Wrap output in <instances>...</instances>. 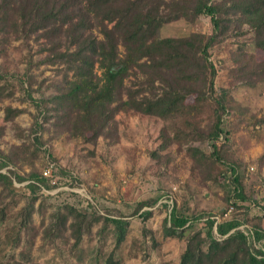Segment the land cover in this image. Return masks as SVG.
Here are the masks:
<instances>
[{"label": "rangeland", "instance_id": "obj_1", "mask_svg": "<svg viewBox=\"0 0 264 264\" xmlns=\"http://www.w3.org/2000/svg\"><path fill=\"white\" fill-rule=\"evenodd\" d=\"M165 13L168 15L170 10ZM240 27L242 30L230 26L210 48V59L217 69L215 91L208 92L209 97L197 107L167 119L121 111L115 116L118 134L115 139L82 125L79 136L68 131L54 136L49 121L44 124L42 134L39 133L44 144L38 145L37 151L31 132L37 107L18 78L28 80V60L32 59L31 92L38 99L42 92L52 93L53 84L60 83L63 74L58 72V65L40 62L45 52L40 51L41 45L34 38L25 39L14 32L1 34L0 44L7 40L0 54V70L5 74L0 84H7L6 93L14 90V94L0 100V149L8 152L15 146L18 152L24 149V144L28 145L29 150L24 149L25 161L15 169L26 174L33 162L43 174L48 172L46 176L56 186L42 187L37 192L39 198L31 224L39 233L30 237V245L26 241V229L22 230L19 245L17 238L23 218H19V213L31 195L26 186L28 180H14L13 190L0 185V264H15L25 260L26 255L40 264H104V257L115 247V256L123 264H179L188 236L203 228L209 215L220 221L237 214L245 221L241 228L264 229V81L248 85L239 76L232 53L242 48L264 60V25L258 30L251 29L247 23ZM213 28L210 16L205 13L195 18L182 14L166 20L158 34L163 37L193 32L211 34ZM97 71L101 74V69ZM133 81H136L134 75L126 79L127 84ZM212 97L227 106L222 116L223 133L217 143L219 155L229 164L217 160L213 140L199 138L216 120L217 105ZM186 104H196V93L187 96ZM8 105L23 111L7 120ZM163 129L171 138L166 146ZM231 164L236 165L249 197L246 201L239 200L240 208L232 204L234 199H228L235 187L229 178ZM2 171L6 172L7 167ZM146 199L157 200L152 206L143 207L141 211H152L151 216L143 219L136 209ZM174 203L183 214L201 216L182 238L165 234V218ZM68 205L82 212L123 217L128 221L124 241L116 246L114 224L109 223L103 230L100 221L91 233L84 235L74 254L68 250L73 242L69 229L63 238L45 242L41 236L43 227L50 223L58 206ZM3 214L5 220H1ZM97 255H101L99 261Z\"/></svg>", "mask_w": 264, "mask_h": 264}, {"label": "trees", "instance_id": "obj_2", "mask_svg": "<svg viewBox=\"0 0 264 264\" xmlns=\"http://www.w3.org/2000/svg\"><path fill=\"white\" fill-rule=\"evenodd\" d=\"M202 13L211 18L214 27L211 34L193 32L180 37L158 34L161 25L170 18L182 14L195 18ZM244 23L254 30L264 25V0H0V35L14 32L25 39L34 38L41 45L40 51L45 52L40 62L58 65V72L63 74L61 82L53 84L52 93L42 92L38 99L31 92L32 59L28 60V80L18 78L37 107L31 127L34 150L44 144L39 133L42 134L44 124L49 121L54 136L65 131L79 136V125H82L115 139L118 136L115 116L121 111L132 110L167 119L197 107L201 100L209 97L208 92L215 91L217 69L210 59V48L230 26L242 30L240 26ZM4 41L0 44V54L5 50ZM232 53L236 70L248 85L264 81V60H258L242 48ZM97 68L101 69V74ZM130 75H134L136 81L127 84ZM3 78L5 74L0 70V79ZM6 89L7 84H0V100L14 94V90L6 93ZM192 93H196V104L191 106L186 104V98ZM211 99L217 105L216 120L199 138L213 140L217 160L229 164L219 155L217 143L223 133L222 116L227 106L219 98ZM5 111V118L12 120L23 109L8 105ZM162 133L166 135V146L171 138L165 129ZM16 149L15 146L8 152L0 149V185L13 190L14 180H28L26 186L31 195L19 213V218H23L17 244L21 241L22 230L26 229V241L31 245L30 237L39 233L31 224L39 198L37 192L42 187L49 189L56 185H52L33 162L26 174L15 169L25 161L24 149L29 150V147L24 144L23 150L17 152ZM5 167L6 172L2 171ZM228 167L230 181L235 186L228 199H234L232 204L240 208L239 200L246 201L249 197L236 165ZM156 200H144L136 213L140 212L143 219H147L152 211L141 210L152 206ZM199 218L201 216L190 217L179 212L174 203L165 218V234L182 238L186 229ZM100 221L103 230L109 223L114 224L116 246L124 241L128 221L123 217L82 212L72 205L58 206L41 236L45 242H54L63 238L69 229L73 242L68 250L74 254L84 235L91 233ZM243 222L237 214L220 221L209 215L205 218V226L188 236L179 264H264V229L248 227V231L253 232L254 238H251L240 227ZM116 250L117 247L104 257V264H123L115 256ZM100 256H96L98 261ZM15 264L40 263L26 255L25 260Z\"/></svg>", "mask_w": 264, "mask_h": 264}, {"label": "built area", "instance_id": "obj_3", "mask_svg": "<svg viewBox=\"0 0 264 264\" xmlns=\"http://www.w3.org/2000/svg\"><path fill=\"white\" fill-rule=\"evenodd\" d=\"M47 173H48L47 171H44V175H47ZM226 215H227V214H226ZM244 225H245V224H243L242 226H244ZM242 226H241V227H242ZM242 229H244V228H242ZM244 231H245V233H247L251 238H254V237H253V232L248 231V228H247V229L245 228Z\"/></svg>", "mask_w": 264, "mask_h": 264}]
</instances>
